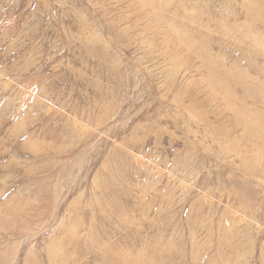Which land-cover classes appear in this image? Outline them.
Here are the masks:
<instances>
[{
    "label": "rangeland",
    "instance_id": "374dc122",
    "mask_svg": "<svg viewBox=\"0 0 264 264\" xmlns=\"http://www.w3.org/2000/svg\"><path fill=\"white\" fill-rule=\"evenodd\" d=\"M0 264H264V0H0Z\"/></svg>",
    "mask_w": 264,
    "mask_h": 264
}]
</instances>
